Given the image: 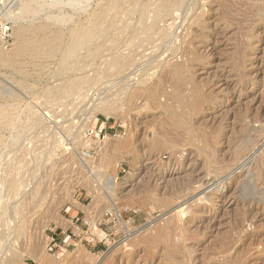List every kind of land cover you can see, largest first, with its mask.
<instances>
[{
    "label": "rangeland",
    "instance_id": "374dc122",
    "mask_svg": "<svg viewBox=\"0 0 264 264\" xmlns=\"http://www.w3.org/2000/svg\"><path fill=\"white\" fill-rule=\"evenodd\" d=\"M113 1L0 0V264H264V0H182L161 17L162 0ZM102 11L67 62L72 32ZM109 101L123 106L106 116ZM128 134L135 150L105 159ZM113 167L115 197L97 196Z\"/></svg>",
    "mask_w": 264,
    "mask_h": 264
},
{
    "label": "bare ground",
    "instance_id": "6f19581e",
    "mask_svg": "<svg viewBox=\"0 0 264 264\" xmlns=\"http://www.w3.org/2000/svg\"><path fill=\"white\" fill-rule=\"evenodd\" d=\"M121 1V0H120ZM180 1H182V0H162L161 2H160V4H159V6H158V9H156L155 7V9L158 11V12H155L156 14H158V16H164L166 13L168 14V12H169V10L170 9H172V7H174V5H178V4H180ZM184 1V0H183ZM242 1V0H241ZM114 3H116V0H114L113 1ZM258 3V2H257ZM181 4H182V2H181ZM180 4V5H181ZM245 4V3H244ZM179 5V6H180ZM153 6V5H152ZM253 7V6H252ZM251 9V8H250ZM115 10V9H114ZM122 10V9H121ZM256 10V9H255ZM108 11V10H107ZM103 12V11H102ZM115 12V11H114ZM171 12V11H170ZM106 13V12H105ZM121 13V12H120ZM264 13V7H263V10H261V9H259L258 11L256 10V15H258V16H261V14H263ZM119 14V13H118ZM155 14V15H156ZM166 14V15H167ZM172 14V13H171ZM165 15V16H166ZM104 17H105V14H104V12L103 13H100L99 15H97L96 17H95V22L93 23L92 22V24H91V26L90 27H84V28H82L81 26V28H79V29H77V30H75V31H73L72 33L73 34H71L72 35V37H70L71 39H72V43H71V46L69 47V45H68V47H67V49L65 50V52L63 51V53H64V55H65V58H66V61H67V59L71 56V55H73V53H72V51L77 47H74L75 46V44L78 42V43H82V42H85V43H87L88 41H92V39L93 38H97L98 36H97V33L94 31V27H95V25L96 24H99L100 22H102V21H104ZM109 17V16H108ZM114 17V16H113ZM157 18V17H156ZM159 18V17H158ZM225 19V18H224ZM259 19H262V18H259ZM118 20V19H117ZM154 21V20H153ZM109 22V21H108ZM257 22V21H256ZM257 23H259V22H257ZM114 24V23H113ZM113 24H112V22L111 23H109V25L110 26H113ZM115 25V24H114ZM153 25V24H152ZM44 26V25H43ZM118 26V25H117ZM41 27V26H40ZM45 27V26H44ZM242 27V26H241ZM28 28H30L31 29V27H28ZM153 28V27H152ZM151 28V29H152ZM34 29H36V30H38L39 29V27H38V29L37 28H33L32 30L33 31H31V32H34ZM43 29V28H42ZM49 29V28H48ZM111 29V28H110ZM21 30V29H20ZM18 31L17 33L19 34V38H20V40H21V42H20V46L22 45V44H25V43H23V42H27L28 40H26L27 39V33H29V30H27V29H25V31ZM122 30V29H121ZM149 30V29H148ZM39 31H41V28L39 29ZM38 31V33H40ZM48 31H50V30H48ZM103 31V30H102ZM111 31V30H110ZM251 31V30H250ZM44 31H42V33H43ZM75 32V33H74ZM144 32V31H143ZM147 32V31H146ZM35 33V32H34ZM37 33V32H36ZM115 33V32H114ZM56 34V33H55ZM100 34V33H99ZM119 34V33H118ZM198 34V33H197ZM30 35V34H29ZM41 35V34H40ZM54 35V34H53ZM102 35V34H101ZM147 35V34H146ZM145 35V36H146ZM26 36V38L24 39V37ZM31 36V35H30ZM49 36V35H48ZM95 36H97V37H95ZM144 36V35H143ZM45 38H46V36H44ZM55 37V36H54ZM109 37V36H108ZM33 38V37H32ZM36 38H37V36H36ZM41 38H42V36H41ZM41 38H39V39H41ZM48 38V37H47ZM61 38V37H60ZM22 39H24V40H22ZM29 39V38H28ZM31 39V38H30ZM30 39H29V42H30ZM34 39V38H33ZM52 39V38H51ZM147 39V38H146ZM19 40V39H18ZM19 40V41H20ZM32 40V39H31ZM38 40V39H37ZM44 39H42V41H43ZM18 41V42H19ZM36 41V40H35ZM46 41V40H45ZM53 41V40H52ZM57 41H59V40H57ZM56 41V42H57ZM69 41H70V39H69ZM68 41V42H69ZM33 42V41H32ZM51 42V41H50ZM55 42V43H56ZM196 42V41H195ZM36 43H38L37 41H36ZM42 43V42H41ZM52 43V42H51ZM54 43V42H53ZM81 43H80V45H81ZM89 43V42H88ZM87 43V44H88ZM29 44V43H28ZM35 44V43H34ZM40 44V43H39ZM44 44H45V42H44ZM43 44V45H44ZM138 44V43H137ZM140 44V43H139ZM246 44V43H245ZM26 45V44H25ZM32 45V44H31ZM36 45V44H35ZM48 45H49V43H48ZM47 45V46H48ZM79 45V44H78ZM23 46V45H22ZM30 46V45H29ZM33 47H34V45H32ZM56 46V45H55ZM59 46V45H58ZM137 46V45H136ZM27 47V46H26ZM46 47V46H45ZM57 47V46H56ZM55 47V48H56ZM74 47V48H73ZM22 48V47H21ZM28 48V47H27ZM39 48V47H38ZM49 48V47H48ZM54 48V49H55ZM31 49V48H30ZM35 49V48H34ZM59 49V48H58ZM79 49V48H78ZM81 49V48H80ZM23 51H25L24 49H22ZM21 50V51H22ZM235 50V49H234ZM20 51V52H21ZM31 51V50H30ZM51 51V50H50ZM53 51V50H52ZM54 51H56V50H54ZM75 51V50H74ZM243 51V50H242ZM19 52V51H18ZM16 53V56H17V54H20V53ZM26 52V51H25ZM46 52V51H45ZM58 52V51H57ZM77 52H78V50H77ZM136 52V51H135ZM23 52H21V54H22ZM48 53V52H47ZM132 53H134V52H132ZM44 54V53H43ZM49 54V53H48ZM47 54V55H48ZM51 54V53H50ZM41 56H42V54H40ZM45 55V54H44ZM46 55V56H47ZM12 56V55H11ZM14 57H15V55H13ZM12 56V57H13ZM127 56V55H126ZM130 56V55H129ZM230 56H232V55H230ZM7 57V56H6ZM3 58V55H1V53H0V63L2 62H4L3 60H5V61H7L8 59H9V57H7V58ZM13 57V58H14ZM192 57V56H191ZM17 58V57H16ZM15 58V59H16ZM132 58V57H131ZM188 58V57H187ZM186 58V59H187ZM14 59V60H15ZM71 59V58H70ZM74 59V58H73ZM77 59V58H76ZM125 59H127V58H125ZM130 59V58H129ZM114 60V59H113ZM10 61V60H9ZM12 61V60H11ZM11 61H10V63H11ZM125 60L123 59V61H121L120 59H115L113 62H112V64H111V66L110 67H112L113 69H114V71L116 70L117 71V73H118V71L119 72H121L120 70L122 69L123 70V68H127V66H129V65H131L130 64V62H124ZM130 61V60H129ZM134 61V60H133ZM68 62V61H67ZM5 63V62H4ZM129 63V64H128ZM236 63H238V62H236ZM64 64V63H63ZM128 64V65H127ZM170 64V63H169ZM195 63H193V65H194ZM1 65V64H0ZM14 65V64H13ZM4 66H5V64H4ZM10 66V65H9ZM162 66V65H161ZM180 66V65H179ZM172 67V66H171ZM176 67V71L175 72H177V67L178 66H175ZM237 67V66H236ZM151 68V67H150ZM169 69V68H168ZM174 69V68H173ZM179 69H181L180 67H179ZM178 69V70H179ZM231 69H232V67H231ZM125 70V69H124ZM123 70V71H124ZM172 70V69H171ZM110 71V70H109ZM125 72V71H124ZM168 72V71H167ZM174 72V73H175ZM162 73V72H161ZM165 73V72H164ZM173 73V72H172ZM182 73V72H181ZM188 73V72H187ZM110 74V73H109ZM118 74H120V73H118ZM117 75V74H116ZM178 75V74H177ZM176 75V76H177ZM183 75H184V73H183ZM140 76V75H139ZM142 76V75H141ZM162 76V75H161ZM179 76V75H178ZM184 77V76H183ZM179 78V77H178ZM178 78H177V80H178ZM147 80H149V79H147ZM158 80V79H157ZM176 80V81H177ZM185 80V79H184ZM186 81H188L187 80V77H186ZM181 83V82H180ZM185 83V82H184ZM149 84V83H148ZM156 85H157V83H156ZM187 85V84H186ZM185 85V86H186ZM73 86V85H72ZM72 86H69L68 88H73ZM162 86V85H161ZM188 86V85H187ZM67 88V87H66ZM150 89V88H149ZM153 89V88H152ZM66 90H68V89H66ZM147 90V89H146ZM154 90V89H153ZM63 91V90H62ZM197 91V90H196ZM151 92H152V90H151ZM131 93V92H130ZM135 93H136V91H135ZM144 93V92H143ZM153 93V92H152ZM181 93V92H180ZM180 93H179V91H175L174 92V94H173V97L174 98H176L175 100H176V102H179V104L181 105H185V106H193L192 104L193 103H190L191 101L189 100V98L186 96V97H182L181 95H180ZM194 93V92H193ZM65 94V93H64ZM139 94H141V93H139ZM145 94H146V92H145ZM151 94V93H150ZM135 95L136 94H130V96L128 97V99H127V101H126V103H124V106H126V108L127 109H129L130 108V104H131V101H132V99L133 98H135ZM138 96V95H137ZM150 96V95H149ZM151 96H154L153 94L151 95ZM150 96V97H151ZM199 96V95H198ZM146 97V96H145ZM196 97V96H195ZM201 97V96H200ZM143 98V97H142ZM149 98V97H148ZM152 98L153 97H151L150 99L152 100ZM203 98V97H202ZM144 99V98H143ZM172 99V98H171ZM201 99V98H200ZM137 100V99H136ZM150 100V101H151ZM154 100V99H153ZM197 100H199V99H197ZM202 100V99H201ZM155 101V100H154ZM110 103H111V101H109ZM108 102V103H109ZM114 102V101H113ZM175 102V103H176ZM196 102V101H195ZM118 103V102H117ZM197 103H199V102H197ZM200 103H201V101H200ZM154 104V103H153ZM179 104H177V105H179ZM134 105V104H133ZM121 106H123V104L122 103H118V104H116V102H115V104L114 103H111V104H105L104 106H102L98 111L99 112H102V113H104V114H106V116H108V115H111L113 112H116L117 110H119L120 109V107ZM159 106V105H158ZM157 106V107H158ZM187 106V107H188ZM197 106V105H196ZM199 106V105H198ZM197 106V107H198ZM134 107V106H133ZM181 107V106H180ZM125 108V109H126ZM165 108V107H164ZM200 108V107H199ZM126 109V110H127ZM131 109V108H130ZM133 109V108H132ZM183 109H184V107H183ZM182 109V110H183ZM159 110V109H158ZM164 110V109H163ZM3 111V110H2ZM128 111V110H127ZM167 111V110H166ZM168 111H170V110H168ZM195 111V110H194ZM171 112V111H170ZM184 112V111H183ZM172 113V112H171ZM196 113V112H195ZM122 114V113H121ZM125 114V113H124ZM183 114H185V113H183ZM187 114V113H186ZM1 116V115H0ZM184 116V115H183ZM197 116V115H196ZM3 117V116H2ZM124 118V117H123ZM172 118V117H171ZM127 119V118H126ZM122 120V119H121ZM175 120H177V119H175ZM179 120V122H178V125H179V128L180 129H182V130H187L188 128H190L189 126L191 125V123H190V119H187V117H186V119H183V121H180V120H182V119H178ZM164 121V120H163ZM126 121H124V123H125ZM159 123V122H158ZM167 123V122H166ZM154 124V123H153ZM165 124V123H164ZM132 125V124H131ZM159 125V124H158ZM169 125H170V123H169ZM195 125V124H194ZM171 126V125H170ZM177 126V125H176ZM175 127V126H174ZM157 128V127H156ZM172 128V127H171ZM177 128V127H176ZM174 129V128H173ZM137 130V129H136ZM172 130V129H171ZM175 130V129H174ZM127 131H128V133L130 132L128 129H127ZM177 131H179V130H177ZM176 131V132H177ZM202 131V130H201ZM175 132V133H176ZM180 132V131H179ZM178 132V133H179ZM185 132V131H184ZM160 133V132H159ZM171 133V132H170ZM132 134V133H131ZM129 135L126 139H123V140H121V141H117V143L115 144V145H113V146H111V147H109V152L107 151V149H108V147H106V146H103V148L104 147H106L107 149H106V151H107V154L109 153L110 154V156H107V154H106V156H105V159L106 158H110L111 159V161H113V162H118V161H116L117 160V158H120L119 159V161L120 160H122L121 158H122V156H124V155H129V154H131L135 149H134V147H135V144H136V142L134 141V139H133V136L132 135ZM161 134V133H160ZM169 134V133H168ZM203 134V133H202ZM177 135V134H176ZM179 135V134H178ZM181 135H182V131H181ZM184 135H186V134H184ZM160 136V135H159ZM180 136V135H179ZM187 136V135H186ZM218 136V135H217ZM161 137V136H160ZM198 137V136H197ZM216 137V136H215ZM214 137V138H215ZM158 138V137H157ZM183 138V137H182ZM188 138V137H187ZM205 138V137H204ZM218 138V137H217ZM160 140H162L161 138H159ZM177 139H178V137H177ZM245 139V138H244ZM180 140V139H179ZM184 140V139H183ZM186 140V139H185ZM184 140V141H185ZM204 140V139H203ZM206 140V139H205ZM212 140V139H211ZM168 141V140H167ZM188 141V140H187ZM235 141V140H234ZM166 142V141H165ZM207 142V141H206ZM209 142V141H208ZM243 142H246V141H243ZM152 143V142H151ZM150 143V144H151ZM163 143V142H162ZM181 143H183V142H181ZM189 143V142H188ZM213 143H214V141H213ZM109 144V143H108ZM157 144V143H156ZM180 144V143H179ZM187 144V143H186ZM190 144V143H189ZM218 144V143H217ZM110 145V144H109ZM162 145V144H161ZM182 145V144H181ZM188 145V144H187ZM212 145V144H211ZM211 145H209V146H211ZM231 145V144H230ZM247 145V144H246ZM108 146V145H107ZM174 146V145H173ZM215 146V145H214ZM214 146H212V147H214ZM161 147V146H160ZM159 147V148H160ZM243 147V146H242ZM248 147V146H247ZM203 148V147H202ZM240 148V147H239ZM152 149H153V147H152ZM158 149V148H157ZM209 149V148H208ZM252 149V148H251ZM250 149V150H251ZM154 150V149H153ZM160 150V149H159ZM245 150V149H244ZM105 151V150H104ZM235 151H236V148H235ZM240 151H241V149H240ZM240 151L238 152V153H240ZM101 153V152H100ZM105 153V152H104ZM135 153V152H134ZM102 154V153H101ZM108 154V155H109ZM235 154V153H234ZM104 155V154H103ZM133 155V154H132ZM239 155V154H238ZM234 157H235V155H234ZM236 157H238L237 155H236ZM235 157V158H236ZM264 157V156H263ZM102 158H104V157H102ZM210 158V157H209ZM104 159V160H105ZM211 159V158H210ZM264 159V158H263ZM180 160V159H179ZM230 161V160H229ZM232 161V160H231ZM244 161V160H243ZM246 161V160H245ZM132 162V161H131ZM102 163V162H101ZM111 163V162H110ZM119 163V162H118ZM243 163L244 162H242V164H238L239 166H241V165H243ZM105 164H106V161H104V165H103V163H102V165L103 166H105ZM102 165H100V166H102ZM178 165V162H177V160L174 162V163H172V164H170L169 165V167H171V166H173V168H175L176 166ZM99 166V165H98ZM133 166V165H132ZM264 166V165H263ZM169 167H167L166 168V170H170L171 168H169ZM227 167V166H226ZM229 167V166H228ZM114 168L115 167H113L112 168V170H110V169H108L107 170V168H106V170L105 169H103V172L102 171H100L101 169H97V171L99 170L100 172L98 173L99 175L97 176L98 178H101L102 176L104 177V178H106L105 179V181H107L108 183H105V184H103V187H101V186H98V188H97V191H95L96 193V195L98 196L100 193L101 194H103V195H105V197H107V198H109V199H113L114 197H115V195H116V190H117V188H118V185L119 184H116L117 183V181H116V175L114 174ZM212 169H215L214 167L212 168ZM222 169V168H221ZM224 169H225V167H224ZM237 169H239V168H237ZM235 170V169H234ZM217 171V170H216ZM224 171V170H223ZM226 171V170H225ZM116 172V171H115ZM145 172V171H144ZM227 172V171H226ZM232 172V171H231ZM259 172V171H258ZM258 172H256V174L258 173ZM247 176H248V174H247ZM250 176V175H249ZM185 177V176H184ZM191 177V176H190ZM259 177H261V176H259ZM245 178V177H244ZM243 178V179H244ZM248 178L249 177H247V179L246 180H248ZM147 179V178H146ZM250 179V178H249ZM257 179V178H256ZM14 181V180H13ZM176 181V180H175ZM192 181V180H191ZM242 181V180H241ZM251 181V180H250ZM142 182V181H141ZM181 182V181H180ZM243 182V181H242ZM244 182H246V181H244ZM243 182V183H244ZM256 182H259V181H256ZM262 182V181H261ZM15 182H13V184H14ZM176 184V183H175ZM185 184H188V183H185ZM248 184H251V183H248ZM259 184H261V183H259ZM180 185V184H179ZM182 185H183V182H182ZM244 185H245V183H244ZM247 185V184H246ZM243 186V188H245L246 190H247V192L248 191H250L249 192V195L250 194H254V192H252L253 191V189L251 190V188H250V186L249 185H247V186H249V188L247 187V186ZM261 185H263V184H261ZM177 187H179V186H177ZM240 187V186H239ZM254 187V186H253ZM259 187V186H258ZM257 187V188H258ZM11 189H13V187H11ZM241 189V188H240ZM239 189V190H240ZM249 189V190H248ZM15 190V189H14ZM96 190V189H95ZM144 190V189H143ZM218 190V189H217ZM130 191V190H129ZM172 191V190H171ZM128 192V191H127ZM244 192L246 193V191L244 190ZM252 192V193H251ZM130 193V192H129ZM174 193V192H173ZM243 193V192H242ZM121 195V194H120ZM162 195V194H161ZM243 195H244V193H243ZM242 195V196H243ZM246 195H248V194H246ZM246 195L244 196V198L246 197ZM255 195H258L259 196V198L261 199V197L262 196H264V191H259L258 189H257V191L255 192ZM119 196V195H118ZM238 196V195H237ZM258 196L256 197V199L258 200ZM239 197H240V195H239ZM239 197H238V199H239ZM248 198H249V196H247ZM246 197V198H247ZM252 197V196H251ZM250 197V198H251ZM121 198V197H120ZM123 198V197H122ZM142 198V197H141ZM244 198H242V199H244ZM245 198V199H246ZM126 199V198H125ZM240 199H241V197H240ZM264 199V198H263ZM150 201H152V200H150ZM156 201V200H155ZM244 201V200H243ZM260 202H262V201H260ZM130 203V202H129ZM162 203V202H161ZM168 203V202H167ZM172 203V202H171ZM124 204V203H123ZM129 206L130 205H125L124 207H122V209H121V207L120 208H118V207H113L112 209H110L109 210V214L112 216V217H114V218H117L119 221H121V212H122V210H130L131 208H129ZM167 206V205H166ZM131 207V206H130ZM159 209V208H158ZM186 209V208H185ZM171 222V221H170ZM166 225H167V223H166ZM181 228H184V227H181ZM171 230H174V229H172L171 227H169V226H167V227H163V228H158L157 230H156V232L154 233V238L155 239H163V237L165 236V238L167 237V236H169L168 234H171ZM178 234V233H177ZM187 234V233H186ZM173 236V235H172ZM151 237H152V235H151ZM184 238V237H183ZM189 238V237H188ZM153 239V238H152ZM191 239V238H190ZM190 239H188V240H190ZM137 242V241H136ZM232 242V241H231ZM182 243V242H181ZM141 244V243H140ZM127 245H130V244H127ZM135 245V244H134ZM162 245V244H161ZM166 245V244H165ZM164 246V245H163ZM151 247V246H150ZM156 247V246H155ZM170 247H172V246H170ZM173 247H175V246H173ZM172 247V248H173ZM184 247V246H183ZM153 247H151L150 249H152ZM179 247L178 246H176L175 247V249L177 250ZM79 250V251H78ZM153 250V249H152ZM82 251V248H77V253L78 254H84L83 253V251ZM163 251V250H162ZM240 254V253H239ZM169 255V254H168ZM182 255V254H181ZM180 255V256H181ZM83 257H85L84 255H82ZM178 256V255H177ZM189 256V255H188ZM114 257V256H113ZM172 257V256H171ZM179 258V257H178ZM177 258V259H178ZM236 258H238V257H236ZM240 258V257H239ZM84 260H85V258H84ZM236 260V259H235ZM242 260H244V259H242ZM80 261V260H79ZM88 261L89 262H92L93 260H91L90 258H88ZM88 261H87V263H88ZM17 257H16V255H12V257L11 258H9V259H7V260H4V262H2L1 264H17ZM179 262V261H178ZM181 262V261H180ZM179 262V263H180ZM192 263V262H191ZM228 263V262H227ZM234 263V262H233ZM38 264H44V263H42V262H39ZM81 264V263H80ZM183 264H185V263H183ZM193 264V263H192Z\"/></svg>",
    "mask_w": 264,
    "mask_h": 264
},
{
    "label": "built area",
    "instance_id": "2783aa9c",
    "mask_svg": "<svg viewBox=\"0 0 264 264\" xmlns=\"http://www.w3.org/2000/svg\"><path fill=\"white\" fill-rule=\"evenodd\" d=\"M101 129L103 128L102 126L100 127ZM89 136H94L95 139L98 140V142H103L107 139V135H103L102 134V130L99 129L98 133H96L94 130H90L89 131ZM101 136V137H100ZM109 216H111L109 213H108ZM54 240H52L51 242H53ZM52 249L49 248V251H51Z\"/></svg>",
    "mask_w": 264,
    "mask_h": 264
}]
</instances>
